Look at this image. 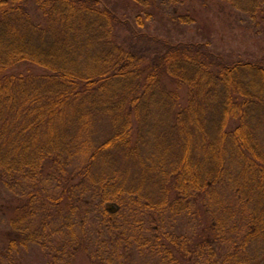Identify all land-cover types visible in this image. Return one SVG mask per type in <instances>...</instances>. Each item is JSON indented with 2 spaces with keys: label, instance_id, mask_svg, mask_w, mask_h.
Here are the masks:
<instances>
[{
  "label": "trees",
  "instance_id": "obj_1",
  "mask_svg": "<svg viewBox=\"0 0 264 264\" xmlns=\"http://www.w3.org/2000/svg\"><path fill=\"white\" fill-rule=\"evenodd\" d=\"M143 2L131 20L103 0H0V184L39 190L50 175L57 189L52 217L23 234L45 201L28 189L8 247L57 264L85 250L94 264H264V55L148 32L199 16L194 0ZM198 2L264 26V0Z\"/></svg>",
  "mask_w": 264,
  "mask_h": 264
},
{
  "label": "rangeland",
  "instance_id": "obj_2",
  "mask_svg": "<svg viewBox=\"0 0 264 264\" xmlns=\"http://www.w3.org/2000/svg\"><path fill=\"white\" fill-rule=\"evenodd\" d=\"M109 5L117 7L121 12L126 11L129 14V18L132 20L137 12L143 14V8H149V6H144V0H103ZM159 10H153L155 13L154 17H163L165 18L166 10L164 5L160 2ZM194 6H191L194 9H197L198 19L196 22L185 25V26H172L166 24V20L154 19L151 22L146 21V26L144 27L148 32L162 33L166 34L165 30L168 27H171L169 35L172 39H182V40H199L204 41L208 40L211 44V47L214 50L222 51L229 54L231 57H261L264 55V26H256L250 22L241 23L234 19L232 16H226L222 14H215L214 12L203 10L200 8V3L198 0H194ZM142 8V9H141ZM141 9V10H140ZM164 12V16L162 14ZM195 16V14H194ZM248 24V25H246ZM78 158V156L76 157ZM65 176L66 172H59V175ZM56 181V179H54ZM38 182V181H36ZM35 183V182H32ZM16 184V183H14ZM36 184V183H35ZM37 188L28 187L30 190H36L37 193L42 194V200H45L44 203L38 205L35 202H31L28 206V213H31L30 216L19 222L21 227H23V234L25 226L28 224H41L42 219H48L53 214L52 205L47 201L48 196L56 193L57 189L55 187L56 183L51 182V176L47 179H44L42 183L37 184ZM27 190L21 188L13 187L10 188L6 185L0 184V264H57L55 259H52L51 254L46 255V253L38 247L29 246L24 248L22 245H16L14 248L10 249L8 247L7 236L11 229L9 224L10 219L16 217V208L21 206L24 196L28 193ZM87 198H90L89 192H87ZM91 193V191H90ZM224 199L220 202H229L230 193L224 190ZM99 202V199L95 198L92 193V197L89 200L88 206V220L90 225H94V218L99 213V210L96 208V203ZM219 206L218 204L213 205V208ZM70 206L64 205V210L62 209V217L65 218L67 215L71 220H76L74 213L70 212ZM83 213L85 210L84 206L80 208ZM189 215V214H188ZM185 214L182 218L179 217L178 228L182 231H186L191 224H193L190 215ZM196 216V214H195ZM204 219L207 218L206 214L203 215ZM81 217V214H79ZM145 217V216H144ZM176 221V223H177ZM175 223V226H176ZM18 224V226H19ZM78 225V224H77ZM14 232V229L10 230V233ZM17 232V230H16ZM95 233V232H94ZM17 235V234H16ZM227 247L226 244L223 245L225 250ZM67 255L61 257V264H66L68 262ZM137 260L135 262L139 264H146V261L143 260L139 254L135 256ZM72 259L70 264H94L90 258V252L80 251Z\"/></svg>",
  "mask_w": 264,
  "mask_h": 264
}]
</instances>
